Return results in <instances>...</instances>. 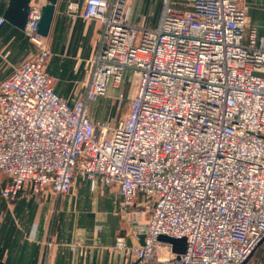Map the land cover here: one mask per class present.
I'll return each mask as SVG.
<instances>
[{"label":"built area","instance_id":"2783aa9c","mask_svg":"<svg viewBox=\"0 0 264 264\" xmlns=\"http://www.w3.org/2000/svg\"><path fill=\"white\" fill-rule=\"evenodd\" d=\"M128 1L68 4L102 23L74 106L45 71L43 3L29 2L35 52L0 81L1 195L66 194L74 176L113 185L138 239L114 247L131 264H245L264 236V44L237 0H162L151 25L130 22ZM126 69L125 117L92 118L91 102ZM138 196L151 205L144 221ZM161 236L184 238L182 251Z\"/></svg>","mask_w":264,"mask_h":264},{"label":"crops","instance_id":"0c3cea01","mask_svg":"<svg viewBox=\"0 0 264 264\" xmlns=\"http://www.w3.org/2000/svg\"><path fill=\"white\" fill-rule=\"evenodd\" d=\"M41 1L44 4L46 0ZM71 2L81 6L84 0H57L55 4L45 36L52 51L45 71L53 79L54 91L74 106L89 78L90 59L102 23L79 15L71 17L67 10ZM137 2L130 1V22L153 24L158 13L152 18H148L150 12L138 14ZM237 2L245 8L248 24L256 30L258 45L264 44V0ZM6 5L7 0H0L1 14ZM33 52L35 47L23 29L5 20L0 26V81ZM93 105L91 117L104 120L95 115L99 112ZM7 179L0 173V264H131V257L114 247L118 236H123L128 246L138 240L128 230L116 186L91 185L74 176L66 194L54 193L50 188L38 193L24 188L8 202L1 195ZM137 204L142 210L140 220L144 221L151 205L141 196ZM255 259L249 264H264V244L262 254Z\"/></svg>","mask_w":264,"mask_h":264},{"label":"rangeland","instance_id":"374dc122","mask_svg":"<svg viewBox=\"0 0 264 264\" xmlns=\"http://www.w3.org/2000/svg\"><path fill=\"white\" fill-rule=\"evenodd\" d=\"M130 1H128V16L130 10ZM162 0H138L136 5V12L142 15V12H150L148 18L154 17L155 14L159 13L161 7ZM139 15V16H140ZM145 15V14H143ZM157 16V15H156ZM136 24V23H135ZM130 76V69H126L123 73L122 84L118 87H115L110 82L107 86L106 94L102 97L97 98L94 100L89 107V112L92 114V106L96 104V108L98 110V114L95 113L96 116L99 118H104L106 121L114 120V122L120 118L125 117L128 111L129 102H124L121 106H117V97L122 93H126L127 88H125L126 81L129 79ZM75 103V102H74ZM148 203V202H146ZM149 205V203H148ZM264 244V242H263ZM262 251H257L246 260V263L252 262L256 260Z\"/></svg>","mask_w":264,"mask_h":264},{"label":"water","instance_id":"95a60500","mask_svg":"<svg viewBox=\"0 0 264 264\" xmlns=\"http://www.w3.org/2000/svg\"><path fill=\"white\" fill-rule=\"evenodd\" d=\"M30 1L31 0H7V5L2 12L4 19L14 26L23 29L27 19ZM56 2L57 0H46L41 7L38 32L43 36L48 34ZM161 238L172 243L175 252L182 251L184 238H174L169 236H161ZM263 242L264 236L260 239L259 244Z\"/></svg>","mask_w":264,"mask_h":264},{"label":"trees","instance_id":"16d2710c","mask_svg":"<svg viewBox=\"0 0 264 264\" xmlns=\"http://www.w3.org/2000/svg\"><path fill=\"white\" fill-rule=\"evenodd\" d=\"M262 249H263V243L258 244V245L256 246V248L254 249L253 253H254V252H257V251H262ZM253 253H252V254H253ZM252 254H251V255H252Z\"/></svg>","mask_w":264,"mask_h":264}]
</instances>
